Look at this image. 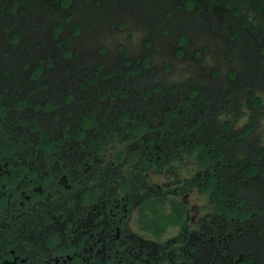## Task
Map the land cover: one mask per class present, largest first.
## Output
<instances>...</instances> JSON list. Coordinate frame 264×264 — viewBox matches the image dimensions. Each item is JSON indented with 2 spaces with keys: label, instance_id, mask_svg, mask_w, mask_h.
Listing matches in <instances>:
<instances>
[{
  "label": "flooded vegetation",
  "instance_id": "obj_1",
  "mask_svg": "<svg viewBox=\"0 0 264 264\" xmlns=\"http://www.w3.org/2000/svg\"><path fill=\"white\" fill-rule=\"evenodd\" d=\"M244 1L0 0V264H264Z\"/></svg>",
  "mask_w": 264,
  "mask_h": 264
},
{
  "label": "rangeland",
  "instance_id": "obj_2",
  "mask_svg": "<svg viewBox=\"0 0 264 264\" xmlns=\"http://www.w3.org/2000/svg\"><path fill=\"white\" fill-rule=\"evenodd\" d=\"M253 0H245L243 3H241V4H243V10L245 11V13H251V12H253V9H251L250 8V6L252 5V2ZM261 3V5H264L262 2H260Z\"/></svg>",
  "mask_w": 264,
  "mask_h": 264
}]
</instances>
